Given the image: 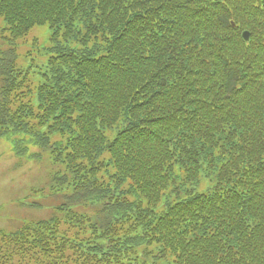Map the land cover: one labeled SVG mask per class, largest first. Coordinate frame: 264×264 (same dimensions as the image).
I'll return each mask as SVG.
<instances>
[{
    "label": "trees",
    "instance_id": "16d2710c",
    "mask_svg": "<svg viewBox=\"0 0 264 264\" xmlns=\"http://www.w3.org/2000/svg\"><path fill=\"white\" fill-rule=\"evenodd\" d=\"M0 140L56 167L0 264H264V0H0Z\"/></svg>",
    "mask_w": 264,
    "mask_h": 264
},
{
    "label": "rangeland",
    "instance_id": "374dc122",
    "mask_svg": "<svg viewBox=\"0 0 264 264\" xmlns=\"http://www.w3.org/2000/svg\"><path fill=\"white\" fill-rule=\"evenodd\" d=\"M46 35V27L31 30L25 44H21L18 49L17 65L20 68L30 65L35 70L38 69V55L42 53ZM35 40L38 44L32 48ZM55 170L56 167L52 166L45 154L40 162L19 160L13 155L9 143L0 140V230L13 231L23 222L50 215L49 205L54 206L55 203L54 197L50 196L49 176L54 174ZM33 194L38 200L36 197L31 198ZM60 194L66 195L65 192ZM31 199L35 201L33 206L41 204L44 207H28ZM56 201H60V198L57 197Z\"/></svg>",
    "mask_w": 264,
    "mask_h": 264
},
{
    "label": "water",
    "instance_id": "95a60500",
    "mask_svg": "<svg viewBox=\"0 0 264 264\" xmlns=\"http://www.w3.org/2000/svg\"><path fill=\"white\" fill-rule=\"evenodd\" d=\"M242 37L244 38V40H248V34L247 33H243Z\"/></svg>",
    "mask_w": 264,
    "mask_h": 264
}]
</instances>
